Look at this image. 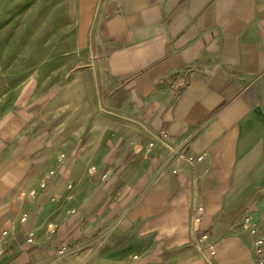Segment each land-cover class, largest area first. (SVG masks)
<instances>
[{"label": "crops", "instance_id": "0c3cea01", "mask_svg": "<svg viewBox=\"0 0 264 264\" xmlns=\"http://www.w3.org/2000/svg\"><path fill=\"white\" fill-rule=\"evenodd\" d=\"M91 7L53 66L0 75V264H251L264 0Z\"/></svg>", "mask_w": 264, "mask_h": 264}, {"label": "rangeland", "instance_id": "374dc122", "mask_svg": "<svg viewBox=\"0 0 264 264\" xmlns=\"http://www.w3.org/2000/svg\"><path fill=\"white\" fill-rule=\"evenodd\" d=\"M91 8V0H0V75L21 81L40 63L53 66L82 42Z\"/></svg>", "mask_w": 264, "mask_h": 264}, {"label": "built area", "instance_id": "2783aa9c", "mask_svg": "<svg viewBox=\"0 0 264 264\" xmlns=\"http://www.w3.org/2000/svg\"><path fill=\"white\" fill-rule=\"evenodd\" d=\"M187 161L193 163L195 160H200L201 156L192 157L187 156ZM264 188V186H263ZM30 194H33L34 191L30 190ZM25 216L22 217L24 219ZM5 234V231H2L0 235ZM250 234L252 236V262L251 264H264V212L259 216V218L252 224L250 228ZM202 238H205L206 235H202ZM28 241L31 242V239L28 238ZM212 253V250H210ZM2 249H0V253Z\"/></svg>", "mask_w": 264, "mask_h": 264}]
</instances>
